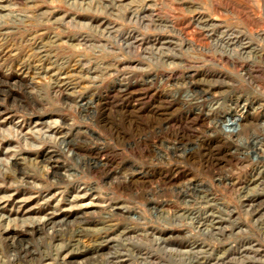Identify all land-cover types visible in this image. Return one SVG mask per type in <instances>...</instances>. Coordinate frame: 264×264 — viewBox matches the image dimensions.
<instances>
[{
  "label": "rangeland",
  "instance_id": "1",
  "mask_svg": "<svg viewBox=\"0 0 264 264\" xmlns=\"http://www.w3.org/2000/svg\"><path fill=\"white\" fill-rule=\"evenodd\" d=\"M0 264H264V0H0Z\"/></svg>",
  "mask_w": 264,
  "mask_h": 264
},
{
  "label": "bare ground",
  "instance_id": "2",
  "mask_svg": "<svg viewBox=\"0 0 264 264\" xmlns=\"http://www.w3.org/2000/svg\"><path fill=\"white\" fill-rule=\"evenodd\" d=\"M81 104H82V103H81ZM82 108H83V107H82ZM158 117H159V116H158ZM150 119H151V118H150ZM155 129H156V128H155ZM61 143H62V142H61ZM63 150L69 151L67 147H63ZM70 151H71V153H72L73 150H70ZM220 152H221V151H220ZM161 156H162V155H161ZM96 162H97V161H96ZM92 163H93V162H92ZM96 247H97V246H96ZM79 248H80V247H79ZM62 252H63V251H62ZM70 253H71V252H70Z\"/></svg>",
  "mask_w": 264,
  "mask_h": 264
}]
</instances>
